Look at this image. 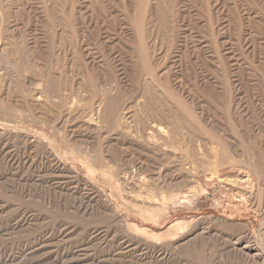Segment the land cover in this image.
Returning <instances> with one entry per match:
<instances>
[{
	"label": "rangeland",
	"instance_id": "374dc122",
	"mask_svg": "<svg viewBox=\"0 0 264 264\" xmlns=\"http://www.w3.org/2000/svg\"><path fill=\"white\" fill-rule=\"evenodd\" d=\"M249 246L264 0H0V264H262Z\"/></svg>",
	"mask_w": 264,
	"mask_h": 264
},
{
	"label": "bare ground",
	"instance_id": "6f19581e",
	"mask_svg": "<svg viewBox=\"0 0 264 264\" xmlns=\"http://www.w3.org/2000/svg\"><path fill=\"white\" fill-rule=\"evenodd\" d=\"M13 4H14V3H13ZM7 6H8V4H7ZM133 7H134V5H133ZM128 20H129V19H128ZM3 33H4V32H3ZM3 36H4V35H3ZM143 59L146 61V56H145V55H143ZM144 63H145V62H144ZM150 66H151V65H150ZM146 74H147V73H146ZM101 78H102V77H101ZM107 80H108V79H107ZM50 81H51V80H50ZM54 87H55V86H54ZM93 87H94V86H93ZM52 88H53V87H52ZM53 89L56 90L55 88H53ZM53 89H52V90H53ZM104 93H105V92H104ZM104 93H102V94L104 95ZM102 94H99V96H100V95L102 96ZM94 95H95V94H94ZM106 95H107V94H106ZM100 98H101V97H100ZM102 98H104V97H102ZM102 98H101V99H102ZM98 100H99V99H98ZM98 100H97V104H98ZM103 100H104V99H103ZM100 102H101V100L99 101V105H100ZM102 102H103V101H102ZM106 102H107V99H106ZM68 105H69V104H68ZM97 106H98V105H97ZM103 106H104V102L102 103V107H103ZM93 107H94V106H93ZM108 107H109V106H108ZM67 108H68V107H67ZM99 108H101V106H100ZM103 108H104V107H103ZM111 108H112V107H111ZM69 109H72V106H71V108H68V110H69ZM96 110H97V109H96ZM107 110H108V108H107ZM65 111H66V109H65ZM69 111H70V110H69ZM112 111L115 113L117 110H114V109H113V110H112V109L110 110V108H109V111L106 112V114L109 113L108 119H109V120H112V119H113V120H112V123H113V124L107 125L106 127H108V126H112L111 128H112L113 131H117V132H119V131H120V123H119V121H118V120H119V119H118L119 117H117V119L115 118V116L113 117V115H112ZM67 112H68V111H67ZM93 112H94V111H93ZM95 112H96V111H95ZM98 112H99V111H98ZM70 113H71V112H70ZM101 113H102V112H101ZM116 113H117V112H116ZM64 114H65V113H64ZM64 114H63V115H64ZM150 114H151V113H150ZM68 115H69V114H68ZM87 115H88V114H87ZM87 115H86V116H87ZM92 115H93V114H92ZM92 115H91V116H92ZM98 115H99V114H98ZM115 115H116V114H115ZM117 115L119 116V114H117ZM124 115H125V114H124ZM65 116H66V115H65ZM89 116H90V115H89ZM91 116H90V117H91ZM155 116H156V115H155ZM90 117H88L89 120H90ZM121 117H122V116H121ZM126 117H127V115H126ZM86 118H87V117H86ZM94 118H96V117H93V118H91V119L93 120ZM97 118H98V117H97ZM114 118H115V119H114ZM106 119H107V115H105V119L102 118V120H105V123H106ZM108 119H107V120H108ZM121 119H122V118H121ZM156 119H157V118H156ZM84 120H85V119L83 118V121H84ZM87 120H88V119H87ZM87 120H86V121H87ZM95 120H96V119H95ZM125 120L127 121V119H125ZM97 121L99 122V120H97ZM97 121H94L93 124H94L95 122H97ZM129 121H130V120H129ZM84 122H85V121H84ZM90 122H91V120L88 121V123H90ZM108 122H109V121H108ZM120 122H122V120H121ZM105 123H104V124H105ZM84 124H87V123L85 122ZM95 124H96V123H95ZM97 124L99 125V123H97ZM97 124H96V125H97ZM108 124H109V123H108ZM87 125H89V124H87ZM155 125H156V124H155ZM98 128H99V127H98ZM121 128H122V127H121ZM122 130H123V128H122ZM120 133H121V131H120ZM151 137H152V136H151ZM127 138H131V137H127ZM106 139H107V138H106ZM130 140H132V142L135 143L136 146H137V143H138V142H137L135 139L131 138ZM146 140H147V139H146ZM149 140H150V139H149ZM149 140H148V141H149ZM150 141H151V140H150ZM150 141H149V142H150ZM59 142H60V141H59ZM124 142H125V141H124ZM156 142H157V141H156ZM133 143H131V144H133ZM143 143H144V142H143ZM147 143H148V142H147ZM150 143H151V142H150ZM138 144H139V143H138ZM150 145H153V144L151 143ZM157 145H158V144H157ZM144 146H145V145H144ZM158 146H159V145H158ZM141 147H142V146H141ZM148 147H149V146H148ZM151 147H152V146H151ZM154 147H155V146H154ZM139 148H140V147H139ZM145 148H146V147H145ZM152 148H153V147H152ZM156 148H157V147H156ZM152 150H153V149H152ZM155 150H156V149H155ZM163 150H164V149H163ZM79 153H80V152H79ZM81 153H83V152H81ZM81 153H80V154H81ZM85 154H86V153H85ZM97 154H98V153H97ZM83 155H84V153H83ZM99 157H100V156H99ZM83 158H85V157H83ZM109 158H110V157H109ZM109 158L107 157V159H109ZM162 158H163V157H162ZM54 159H55V158H54ZM107 159H105V160H107ZM110 159H111V158H110ZM112 159H113V158H112ZM58 160H59V159H58ZM82 160H84V159H82ZM82 160H81V161H82ZM86 160L89 161L87 158H86ZM86 160H85V161H86ZM99 161H100V160H99ZM83 162H84V161H83ZM83 162H82V163H83ZM106 162H107V161H106ZM84 163H85V162H84ZM84 163H83V164H84ZM86 163H87V162H86ZM86 163H85V164H86ZM115 163H116V162H115ZM115 163H114V164H115ZM130 163H131V164H130V165H131L130 168H127V167L124 168L125 166H124V167L122 166V169H120L119 167H118V169H116L115 167H113V165H114L113 162H112L113 165L110 163V166H112L113 169L115 168L116 171H121V172H118V173L116 174V181H118L117 183H119V185H120L121 182L124 183V184L126 185L125 182H126L127 179L130 177V175H132V178H133V174L135 173V172H133V171H134L133 168H134V166L137 167L136 165H137L138 163H136V164H135V162H130ZM92 164H93V163H92ZM92 164H91V165H92ZM116 164H117V163H116ZM116 164H115V165H116ZM123 164H124V163H123ZM125 164H126V163H125ZM89 165H90V164L88 163L86 166L88 167ZM102 165H103V164H102ZM128 165H129V164H128ZM106 166H107V164H106ZM118 166H120V164H118ZM116 167H117V166H116ZM128 167H129V166H128ZM92 168H94V167H92ZM102 168H103V167H102ZM105 169H106V168H105ZM90 170H91V169H90ZM101 170H104V168L101 169ZM135 170H136V169H135ZM138 170H139V169H138ZM88 171H89V169H88ZM94 171L96 172L95 169H94ZM94 171H91V172H94ZM98 171H99V170H98ZM108 171H109V170H108ZM101 172H102V171H101ZM101 172H100V173H101ZM104 172H105V171H104ZM257 172H258V171H257ZM102 173H103V172H102ZM105 173H106V172H105ZM136 174H137L136 176H138V171L136 172ZM108 175H109V174H108ZM105 176H106V175H105ZM136 176H134V177H136ZM106 177H107V176H106ZM108 177H109V176H108ZM113 177H114V176H113ZM142 177H143V176H142ZM142 177H141V178H142ZM111 178H112V177H111ZM138 178H139V176H138ZM112 179H113V178H112ZM112 179H111V180H112ZM114 179H115V177H114ZM114 179H113V180H114ZM133 179H134V178H133ZM146 179H147V178H146ZM128 180H130V179H128ZM131 180H132V179H131ZM136 180H137V179H136ZM138 180H139V179H138ZM116 181H115V183H116ZM132 181H134V180H132ZM140 181H141V180H140ZM127 182H130V181H127ZM113 183H114V182H113ZM122 183H121V184H122ZM134 183H135V182H134ZM139 183H141V182H139ZM124 184H122V185H124ZM115 185H116V184H115ZM122 185H120V186H122ZM128 185H129V186H130V185L137 186V185L133 184V182H132L131 184H128ZM141 186H142V185H141ZM118 187H119V186H118ZM118 187H117V188H118ZM127 188H128V186H127ZM129 188H132V187H129ZM129 188H128V189H129ZM123 190H124V189H123ZM125 190H127L126 187H125ZM139 190H140V189H139ZM139 190H138V192H139ZM119 191H120V189H119ZM130 191H131V190H130ZM141 191H144V188H143V190H141ZM133 192H134V191H133ZM120 193H121V192H120ZM136 193H137V192H136ZM117 194H118V193H117ZM124 194H125V192H124ZM129 194H130V193H129ZM133 194H134V193H133ZM133 194H132V197H133ZM139 194H141V193H139ZM144 195H145V194H144ZM140 196H141V195H140ZM134 197H136V196H134ZM134 197H133V198H134ZM138 197H139V196H138ZM141 197H142V196H141ZM144 197H145V196H144ZM146 197H147V196H146ZM146 197H145V198H146ZM124 198H125V197H124ZM134 199H135V198H134ZM139 199H140V198H139ZM143 199H144V198H143ZM152 199H153V198H152ZM157 199H158V198H157ZM136 200L138 201L137 197H136ZM126 201H127V200H126ZM129 201H131V200H129ZM133 201H134V200H133ZM142 201H143V200L141 199V202H142ZM144 201H145V200H144ZM144 201H143V202H144ZM149 201H150V200H149ZM149 201H148V202H149ZM153 201H154V199H153ZM143 202H142V203H143ZM146 202H147V201H146ZM148 202H147V203H148ZM150 202H152V201H150ZM147 203H146V204H147ZM101 204H103V203H101ZM135 204H136V203H135ZM143 204H144V203H143ZM146 204H145V206H146ZM150 204H151V203H150ZM150 204H149V207H150ZM137 205H140V204L137 203ZM147 205H148V204H147ZM151 205H152V204H151ZM154 205H155V203H154ZM146 207H147V206H146ZM151 207H152V206H151ZM104 208H105L108 212H111L112 209H114L113 207H110L109 204H105V203H104ZM111 208H112V209H111ZM141 208H142V207H141ZM153 208H154V206H153ZM146 209H147V208H146ZM146 209H145V210H146ZM114 211H115V213H114V212L112 213V218H113L114 221H116V222H121V218H122V216L119 214V212L117 213L116 210H114ZM143 213H144V212H143ZM108 216H109V215H108ZM108 216H107V217H108ZM110 218H111V217H110ZM112 218H111V219H112ZM113 219H112V220H113ZM123 219H124V218H123ZM124 220H125V219H124ZM124 220H123V221H124ZM127 221H128V220H127ZM127 221H126V222H127ZM112 222H113V221H112ZM127 223H128V222H127ZM123 224H124V223H123ZM130 224H131V223H130ZM132 225H133V226H136L135 224H132ZM129 226H130V225H129ZM123 228H124V227H123ZM125 228H126V227H125ZM166 228H168V227H166ZM143 230H144V228H143ZM167 230H168V229H167ZM179 245H180V244H179ZM242 249H243V248H242ZM244 250L246 251L245 254H246V256H247L249 259L251 258V260H257V261H262V260H263L261 254L259 253L258 250H255V249H253V248H250V246H249V247H244ZM245 251H244V252H245ZM262 255H263V254H262ZM244 256H245V255H244ZM246 256H245V257H246ZM248 258H247V259H248ZM263 261H264V260H263ZM263 263H264V262H263ZM263 263H262V264H263ZM260 264H261V262H260Z\"/></svg>",
	"mask_w": 264,
	"mask_h": 264
}]
</instances>
